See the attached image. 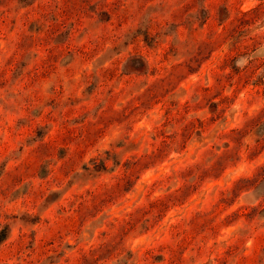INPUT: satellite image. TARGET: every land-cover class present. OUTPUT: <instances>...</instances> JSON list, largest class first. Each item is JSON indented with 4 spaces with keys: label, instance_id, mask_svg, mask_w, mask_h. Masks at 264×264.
Returning a JSON list of instances; mask_svg holds the SVG:
<instances>
[{
    "label": "rangeland",
    "instance_id": "374dc122",
    "mask_svg": "<svg viewBox=\"0 0 264 264\" xmlns=\"http://www.w3.org/2000/svg\"><path fill=\"white\" fill-rule=\"evenodd\" d=\"M0 264H264V0H0Z\"/></svg>",
    "mask_w": 264,
    "mask_h": 264
}]
</instances>
